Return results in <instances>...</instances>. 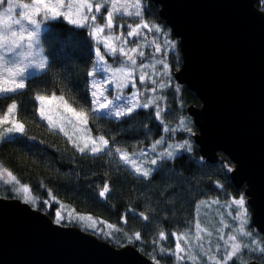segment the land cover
<instances>
[{"label": "trees", "instance_id": "16d2710c", "mask_svg": "<svg viewBox=\"0 0 264 264\" xmlns=\"http://www.w3.org/2000/svg\"><path fill=\"white\" fill-rule=\"evenodd\" d=\"M142 6L145 10V18L158 23L169 33L170 39L176 42V49L169 53L168 59L173 87L162 93L167 97L164 102L168 108L165 121L169 126L175 127L181 116L186 117L189 119L193 132H197L198 129L194 126L193 119L191 120L187 110L189 105L200 104L199 97L188 86L179 85L173 77L175 69L181 68L182 59L176 36L171 33L170 27L159 15L158 5L152 0H142ZM256 6L264 11L260 0H257ZM128 19L129 17H117V23H124ZM87 32L88 29L69 25L61 18L48 20L40 38L48 64L43 70L26 78L25 89L12 97L0 96V108L6 107L12 99L18 102L20 109L18 119L27 127V133L24 136H18L12 142H0V163L11 170L22 183L30 185L33 195L39 197L35 209L45 213L52 221V212L45 209L41 203L47 198V190L40 187L42 182L47 188L52 189L57 198L69 209L103 219L116 225L121 231L115 233V239H113L82 228L78 223L68 224L70 226H79L80 229L91 232L97 238L110 242L117 248L130 245L124 237L125 232L140 231L144 242L132 244L150 260L155 256L160 264H211L208 260L211 252L209 250L202 253L196 251L195 261L177 262L172 254L176 240L171 233L191 231L194 222L197 221V215L201 214L204 208L205 211H202L204 222L208 224V230L212 232V239L214 238L215 243L221 248L222 243L219 242L221 240L216 231L221 227L220 216L226 213L224 210L227 212L235 210L227 208L225 201L230 197L240 196L245 187L243 184L240 189H235L229 172L223 167L225 164L232 163L224 152H218L220 157L218 161L203 159L202 163H198L201 155L193 137L181 132L177 133L173 139L171 134L163 133L162 126L151 114L152 109H141L133 116L119 120L101 114L93 116L89 126L93 129L94 135L103 134L110 140L115 137V145L130 152L147 149L161 135H165L168 142L183 138L191 140L193 145L191 153L181 151L174 160L161 161L155 166L156 170L152 176L145 180L143 177L134 175L127 166L118 161V158L108 155L93 157L76 152L67 142L66 137L49 132L35 115L37 103L34 96L36 94H63L65 99L74 106L78 104L90 106L87 72L95 62V55L94 41ZM145 51L151 50L146 48ZM177 85L180 88L179 94L174 90ZM2 130L0 128V131ZM31 136H35L36 139H29ZM105 181L110 184L111 191L107 198H101L99 191L102 190ZM217 181L223 185L222 188L215 186ZM1 196L15 197L7 185L0 187ZM212 199H219L221 204L209 203L210 206H202L197 213L196 205L200 200L210 202ZM30 207L34 208L32 205ZM55 207L57 205H53V209ZM141 212L148 215L147 221L140 217ZM251 212L252 210L248 208V224L245 228L254 233V237H240L242 244L249 243L252 238L258 240L264 238L252 225L249 217ZM208 215H212V221L207 220ZM121 217L124 218L123 221ZM234 224L237 225L238 222L234 221ZM161 230L165 231L166 238L154 246L152 242L159 240ZM229 231L231 229H224V233ZM160 248H165L166 251L161 252ZM248 261L264 264V252H260L249 243V248L242 249L229 264H246Z\"/></svg>", "mask_w": 264, "mask_h": 264}, {"label": "snow or ice", "instance_id": "6c2138e0", "mask_svg": "<svg viewBox=\"0 0 264 264\" xmlns=\"http://www.w3.org/2000/svg\"><path fill=\"white\" fill-rule=\"evenodd\" d=\"M264 7V0H260ZM106 10V12L104 11ZM103 13V14H102ZM18 14L19 18H15ZM145 10L142 0H31L23 3L20 0H0V96L12 97L20 90L26 88V72L29 68L44 69L46 61L41 58L38 62L27 60L33 55L31 49L37 40L44 21L62 18L67 24L88 29L87 35L94 41L95 63L87 72L89 78L88 94L90 97L89 107L83 105L74 106L63 94L42 95L36 94L34 100L37 103L35 115L40 122L47 126V130L53 134H62L67 142L72 145L76 152L82 155L98 157L108 155L118 158V161L127 166L131 172L148 180L161 161H172L177 158L181 151L191 153L193 145L189 138H183L175 142H168L165 135L155 139L148 149L140 151H128L115 145V137L111 140L105 135H94L89 126L91 118L97 114L107 115L116 119L133 116L138 110L152 109L155 121L162 126L165 134H171L174 139L177 133L194 135L190 122L181 116L175 127L169 126L165 121L168 108L164 103L167 99L162 93L173 87L172 73L168 61L169 53L176 49V42L169 38V33L158 23L145 18ZM117 17L134 18L133 22L125 21L117 23ZM138 20V22H137ZM31 25L29 30L26 27ZM18 26V28H17ZM127 28V31L114 29ZM151 34V35H149ZM25 47L28 49L25 51ZM150 49L146 52L145 49ZM111 58V63L108 58ZM27 60V62H26ZM159 66V67H158ZM102 74V75H101ZM100 78H97V77ZM143 87H140V86ZM150 85V86H148ZM131 88L128 94L125 89ZM175 93L179 94V86H175ZM161 93V94H157ZM182 103V101H181ZM19 105L15 99L4 108H0V142H12L18 136L27 133V127L18 119ZM64 115L60 114V111ZM54 115L56 118H54ZM66 122V123H65ZM71 127V133L69 131ZM147 127V125H145ZM35 140V136L29 137ZM166 145L157 151L158 146ZM203 162V157L198 163ZM150 165V166H147ZM227 172L233 169L225 164ZM0 181L3 185L11 186V191L22 202L32 206L37 205L39 197L33 195V189L28 183H22L18 177L2 163H0ZM222 188L219 181L215 185ZM41 188L47 190V198L41 203L45 209L52 212L53 223L57 226H67L78 223L82 228L90 229L101 236L115 239V233L121 229L103 219L94 218L91 214H81L75 209H69L62 203L52 189L42 182ZM110 184L105 181L102 190L99 191L101 198H107L110 194ZM209 203L221 204L219 199L200 200L196 205L197 213L202 206ZM53 205H57L53 209ZM227 208L234 211L227 213L234 221L238 222L233 228L221 215V227L216 229L219 240L226 246L224 254L211 255L208 260L211 264H229L241 253L242 249L249 248V243L260 252H264V238L260 240L252 238L249 243L238 242V237H254V233L246 230L248 217L243 195L230 197L225 201ZM140 217L147 221L148 215L141 212ZM123 221L124 218L121 217ZM197 241L203 240L202 233L212 235L202 221L194 225ZM224 229H231L225 237ZM175 238V249L172 254L177 262L185 260L195 261L196 256L191 254L189 245L190 232H172ZM129 244L144 242L140 231L124 233ZM166 238L164 230L159 232V240H154L153 245ZM201 249L203 244L200 245ZM219 252L220 245H216ZM165 252V248H160ZM153 264H160L155 256L151 258Z\"/></svg>", "mask_w": 264, "mask_h": 264}, {"label": "water", "instance_id": "95a60500", "mask_svg": "<svg viewBox=\"0 0 264 264\" xmlns=\"http://www.w3.org/2000/svg\"><path fill=\"white\" fill-rule=\"evenodd\" d=\"M179 42L173 77L199 97L187 113L206 161L222 151L264 236V11L257 0H152ZM0 264H153L133 244L114 247L80 229L57 226L15 197H0ZM246 264H261L258 261Z\"/></svg>", "mask_w": 264, "mask_h": 264}, {"label": "rangeland", "instance_id": "374dc122", "mask_svg": "<svg viewBox=\"0 0 264 264\" xmlns=\"http://www.w3.org/2000/svg\"><path fill=\"white\" fill-rule=\"evenodd\" d=\"M20 2H23V3H30L31 2V0H20ZM105 12H106V10H104ZM103 14V13H102ZM15 18H19V16H18V14H16L15 15ZM62 19V18H61ZM133 19L134 18H129L127 21H129V22H133ZM50 21V20H49ZM47 22L48 21H44L42 24H41V30H40V32H39V34H38V38H37V40L33 43V47H32V49H31V51H32V53H33V55L31 56V57H28L27 58V60H33V61H36V62H38L41 58H43L45 61H46V65L48 64L47 63V58H46V54H45V52H43V49H42V46H41V44H42V42H41V34H43V32H44V29L46 28V24H47ZM137 22H138V20H137ZM119 24H123V22H119ZM25 25H26V27H28L29 28V30H31V28H32V26L31 25H27V23L25 22ZM17 28H18V26H17ZM124 31V32H126L127 31V28L125 27V28H123V29H119V30H117V29H114V32H116V31ZM169 38H171L170 36H169ZM177 43H178V45H179V42H178V40H177ZM25 51H27L28 49L25 47V49H24ZM172 52V51H171ZM109 59V62L111 63V58L109 57L108 58ZM168 59H169V56H168ZM27 60H26V62H27ZM95 62H93V64H94ZM93 64H92V66L90 67V69L93 67ZM46 67V66H45ZM159 67V66H158ZM89 69V70H90ZM41 70H43V69H37V68H29L28 70H27V72H26V78L28 77V76H32V75H34V74H36L38 71H41ZM176 70V69H175ZM102 75V74H101ZM88 77V76H87ZM97 78H100L99 76L97 77ZM87 82H88V87H89V78L87 79ZM138 86H140V85H138ZM148 86H150V85H148ZM140 87H143V86H140ZM125 91V94H128L130 91H131V88L129 87L128 89H125L124 90ZM157 94H160V93H157ZM58 111H60V114L61 115H64V113L62 112V110H58ZM2 114V113H1ZM54 118H56L55 117V115H54ZM191 118V117H190ZM187 120L189 121V119L187 118ZM191 120H192V118H191ZM44 126H46V124H44L43 122H41ZM66 123V122H65ZM46 129H47V126H46ZM69 131H70V133H71V127L69 126ZM193 133H195V132H193ZM163 147H166V146H158V148H157V151H160V150H162V148ZM149 148V147H148ZM147 148V149H148ZM141 150V149H140ZM139 149H137L136 151L138 152V151H140ZM227 165H229L230 167H235V163L234 162H232L231 164H227ZM8 186V185H7ZM10 189H11V186H8ZM244 191H245V189H242V192H241V194L240 195H243V197H244V199H245V208H246V212L248 211V208H249V206L247 205V198H246V195L244 194ZM14 194V193H13ZM15 195V194H14ZM15 198L16 199H18L19 201H22V198L21 197H17L16 195H15ZM29 205V204H28ZM30 206V205H29ZM208 206H210V205H208ZM250 209V208H249ZM202 211H205V209L204 208H202V210H201V214H199V215H197V221L199 220V221H202L203 222V226L204 227H206L207 229H209V226H208V224H206L204 221V216H203V213H202ZM224 212H226L224 215H223V218L231 225H233V228H235L237 225H235L234 224V221H232V219L230 218V216H228L227 215V211L226 210H224ZM207 214V213H206ZM250 218H251V214H250V216H249ZM220 218H221V216H220ZM212 219H213V217H212V215H208V217H207V220H209V221H212ZM196 221V222H197ZM196 222H194V223H196ZM195 225V224H194ZM194 225H193V227H192V230L191 231H189L190 232V236H189V240H190V243H189V245H187L186 247H188V248H190L191 249V254L192 255H194V256H197L196 254H195V252L197 251V253L198 252H200V253H202V251H204V252H206V251H211L209 254H210V256L211 255H217V256H220V255H222V254H224V251H225V245L223 244V241H219L220 243H222V245H221V248L219 249V252L217 251V248H216V245H217V243H215V240H214V238L212 239V237L211 236H208L206 233H202V235H203V240L202 241H197L196 240V237H195V227H194ZM181 232H185V231H181ZM188 232V231H187ZM227 234L228 233H225V237L227 236ZM238 242H241V238L240 237H238ZM242 243V242H241ZM201 244H203V248L201 249V247H200V245ZM209 257V256H208Z\"/></svg>", "mask_w": 264, "mask_h": 264}]
</instances>
